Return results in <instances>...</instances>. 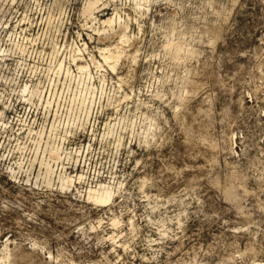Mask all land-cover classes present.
<instances>
[{
	"label": "rangeland",
	"instance_id": "obj_1",
	"mask_svg": "<svg viewBox=\"0 0 264 264\" xmlns=\"http://www.w3.org/2000/svg\"><path fill=\"white\" fill-rule=\"evenodd\" d=\"M86 1H0V264H264V0Z\"/></svg>",
	"mask_w": 264,
	"mask_h": 264
},
{
	"label": "bare ground",
	"instance_id": "obj_2",
	"mask_svg": "<svg viewBox=\"0 0 264 264\" xmlns=\"http://www.w3.org/2000/svg\"><path fill=\"white\" fill-rule=\"evenodd\" d=\"M1 1V0H0ZM3 1V0H2ZM101 3L104 4V6H106L107 4L104 3L103 0H87L85 7H84V14H89L91 17L97 18V16H95V12L96 10L99 8V6L101 5ZM4 9V8H3ZM0 20L1 17L3 15V10H0ZM6 12V11H5ZM98 19V18H97ZM8 20V19H7ZM27 21V20H26ZM100 21V20H99ZM124 20H122V16L118 15L116 13V15L113 16H108V18L103 19L102 23L105 26H109L108 29H104L103 33H106L105 36H101L100 35V39H106L107 37H109V39L111 40L112 37L116 36L117 34L120 35L121 37V43H127V42H131L129 35H128V28H129V24L128 23H123ZM101 24V23H100ZM119 24V28L116 30L115 26ZM105 28V27H104ZM134 39V38H133ZM106 41V40H105ZM109 45V44H108ZM126 45V44H125ZM131 45V44H129ZM26 46V45H25ZM134 48V47H133ZM177 51L180 50V47L177 46L176 47ZM22 49V48H21ZM24 49V48H23ZM101 56L104 58V60L106 62H108V64L110 63L111 68L113 70H117L119 61L122 57V54L126 52L125 46L124 45H116L114 48L111 46H106V47H100L99 48ZM24 51V50H23ZM26 51V50H25ZM84 51V50H83ZM3 52V51H2ZM129 52H127L128 54ZM124 55V54H123ZM133 55V54H132ZM91 60L93 62L94 65L96 66H101L102 62L101 60H98L96 58V56L94 54L90 55ZM138 57V56H137ZM130 59V58H129ZM132 61V60H131ZM79 69L84 72L89 78H92V71H91V62L88 63H84V64H80ZM121 80H124L123 77L120 76ZM35 87V86H34ZM29 88V86H25L24 90L27 91ZM33 88V87H32ZM22 89V88H21ZM39 90V89H38ZM37 90V91H38ZM33 91V93H32ZM31 93L32 95H35L34 93L36 92V89H32ZM38 93V92H36ZM1 94V93H0ZM40 94V91H39ZM5 95V94H4ZM1 98V97H0ZM4 98V97H3ZM48 99V98H47ZM3 101V100H2ZM51 101V100H50ZM50 103V102H49ZM8 108V107H7ZM4 110V109H3ZM60 110V109H59ZM2 116V115H1ZM55 121V120H54ZM56 125V123H55ZM52 126V125H51ZM53 128V127H52ZM55 129V127H54ZM51 131V130H49ZM55 131V130H54ZM41 132V131H40ZM44 132V131H43ZM55 133V132H53ZM39 134V133H38ZM41 136V134H39ZM54 137V135H53ZM51 142V141H50ZM56 143V142H55ZM47 148H45L43 150V158L41 160V164L45 167V172H44V177L47 179L48 178H52L53 173L55 172V167L54 165L51 163V161H59L61 160V158L63 159V154L61 156V147H59V145L55 146L54 144H50L49 142H47ZM41 149V146L39 145L37 147V153L39 154ZM36 150V147H35ZM63 150V148H62ZM37 154V155H38ZM48 155L49 158H46ZM43 167V168H44ZM38 178V177H37ZM44 178V179H45ZM50 180V179H49ZM61 181V186L62 188H71L72 186H74L75 184V179L73 178V176L71 175H65L61 177L60 179ZM49 183V182H48ZM37 184V183H36ZM115 195H116V190L109 186V185H100L99 188H95V189H90L89 190V194L88 197L89 199H91L92 201H94L96 204L101 205V206H108L110 203H112L115 199ZM115 218V217H114ZM117 219L114 220V223H117Z\"/></svg>",
	"mask_w": 264,
	"mask_h": 264
},
{
	"label": "built area",
	"instance_id": "obj_3",
	"mask_svg": "<svg viewBox=\"0 0 264 264\" xmlns=\"http://www.w3.org/2000/svg\"><path fill=\"white\" fill-rule=\"evenodd\" d=\"M1 60H4V61H5V60H6V58H2ZM2 93H3V92H2ZM1 95L3 96L4 94H1ZM29 99H30V98H29ZM3 104L5 105V102H4ZM4 107H7V105H5ZM0 110H1V109H0ZM1 112H2V113H1L0 115H2V114H3V111H2V110H1Z\"/></svg>",
	"mask_w": 264,
	"mask_h": 264
}]
</instances>
